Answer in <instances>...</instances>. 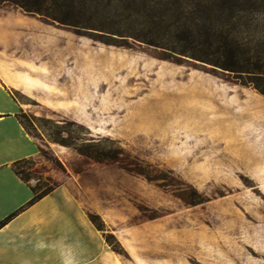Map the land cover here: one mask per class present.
Returning a JSON list of instances; mask_svg holds the SVG:
<instances>
[{"label": "rangeland", "instance_id": "rangeland-1", "mask_svg": "<svg viewBox=\"0 0 264 264\" xmlns=\"http://www.w3.org/2000/svg\"><path fill=\"white\" fill-rule=\"evenodd\" d=\"M17 1L30 186L66 187L119 264H264V0Z\"/></svg>", "mask_w": 264, "mask_h": 264}, {"label": "crops", "instance_id": "crops-1", "mask_svg": "<svg viewBox=\"0 0 264 264\" xmlns=\"http://www.w3.org/2000/svg\"><path fill=\"white\" fill-rule=\"evenodd\" d=\"M0 61V134L5 144V185L16 181L11 198L5 200L0 228V264H8L10 250L16 264H119L86 212L70 191L59 186L35 203L30 184L16 174L15 165L38 157V142L18 117L13 91L16 66ZM13 161L15 163H13ZM11 170V171H9ZM43 260V261H41Z\"/></svg>", "mask_w": 264, "mask_h": 264}, {"label": "snow or ice", "instance_id": "snow-or-ice-1", "mask_svg": "<svg viewBox=\"0 0 264 264\" xmlns=\"http://www.w3.org/2000/svg\"><path fill=\"white\" fill-rule=\"evenodd\" d=\"M5 144L3 140V135L0 134V219H3V208L5 205V200L12 197L14 193V188L17 186L16 181H12L11 185L7 186L5 185V169L4 165L8 163V161L5 159ZM13 163H15L13 161ZM11 171V170H9ZM0 227H3V224H0Z\"/></svg>", "mask_w": 264, "mask_h": 264}, {"label": "trees", "instance_id": "trees-1", "mask_svg": "<svg viewBox=\"0 0 264 264\" xmlns=\"http://www.w3.org/2000/svg\"><path fill=\"white\" fill-rule=\"evenodd\" d=\"M201 1H208V0H201ZM5 4H14V5H18V6H21L23 8H27V6H24V4L21 2V1H17V0H0V6H3ZM239 4L237 2L234 3V8L238 6ZM233 8V7H232ZM229 11H231V8H228ZM227 10V11H228ZM31 160H34V159H31ZM31 160H26V161H23V162H20L18 164L15 165V172L17 175H19L22 180H24L26 183H29L28 182V179H26L23 174L21 173V171L19 170V165L24 163V162H27V161H31ZM58 186L57 185H53V186H48L45 188L44 192L42 193H38V190L32 186H30L32 192H33V199L31 201V203H35L37 201H39L40 199H42L43 197L47 196L48 194H50L52 191H54ZM12 218L9 217L7 218L6 220H4L3 222H1L0 224H3V226ZM1 228V227H0Z\"/></svg>", "mask_w": 264, "mask_h": 264}]
</instances>
